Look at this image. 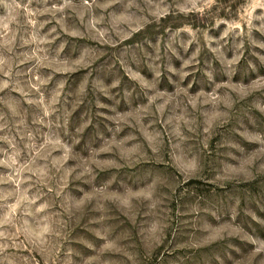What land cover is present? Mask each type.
<instances>
[{
    "label": "rangeland",
    "instance_id": "374dc122",
    "mask_svg": "<svg viewBox=\"0 0 264 264\" xmlns=\"http://www.w3.org/2000/svg\"><path fill=\"white\" fill-rule=\"evenodd\" d=\"M0 264H264V0H0Z\"/></svg>",
    "mask_w": 264,
    "mask_h": 264
}]
</instances>
